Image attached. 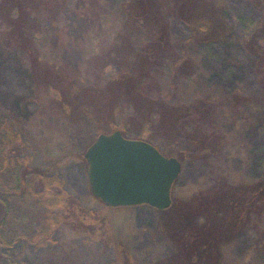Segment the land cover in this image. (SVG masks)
<instances>
[{
    "label": "rangeland",
    "instance_id": "rangeland-1",
    "mask_svg": "<svg viewBox=\"0 0 264 264\" xmlns=\"http://www.w3.org/2000/svg\"><path fill=\"white\" fill-rule=\"evenodd\" d=\"M214 1L224 10L225 33L232 32L231 39L194 40L199 35L194 21L199 15L205 17V7L199 0H187L182 5L187 19L172 18L160 39L163 47L177 48L158 62L162 54H154L157 51L150 43L159 37L154 30L160 32L163 18L156 27L153 16L146 22L141 18L143 24L137 22L139 18L130 22L121 7L131 3L133 8L134 0H0V149L8 135L17 137L14 153L30 157L29 169L57 175L70 200L97 217L80 219L95 227L93 234L71 222L60 226L54 243L46 247L19 243L11 250L0 249L1 264H122L118 257L123 249L135 264H158L176 250L175 226L190 231V223L183 227L181 219L189 211H199L195 199L215 182L218 185L205 195L207 199L226 192L225 184L251 185L264 179V106L241 103L242 97L255 101L264 92V70L255 69L259 61L244 43L264 20V1ZM151 2L156 19L174 6L171 0ZM16 3L23 11L15 9ZM162 3L167 7L162 8ZM9 7L14 19L27 14L26 20L18 22L25 26L22 33L4 21ZM126 35L132 36L128 48L118 50ZM187 40L188 46L193 42L196 47L185 46ZM144 44L149 45L146 51L154 62L136 54ZM183 61L186 72L174 84L171 64ZM156 62L161 65L148 71V65ZM187 67L196 71L188 75ZM141 73L147 75L142 83ZM138 93L159 112L180 107L174 126L161 133L155 126L158 111L152 110L140 134L132 129L134 108L136 121L149 112L138 103ZM201 102L208 103L211 116L199 118ZM187 111L195 118L185 122L182 115ZM110 121L124 127L129 138L136 139L137 134L144 141L153 139L162 154L179 158L172 157L180 162L181 173L167 211L148 206L109 209L91 195L84 153L96 130L107 129ZM135 127L143 128L138 121ZM213 134L220 136L219 143L201 153L195 140L204 148ZM188 136L194 141H184ZM165 221L167 230L161 228ZM202 222L200 218L195 225ZM114 242L120 245L119 254L111 246ZM222 263L264 264V214L251 215L241 234L224 246Z\"/></svg>",
    "mask_w": 264,
    "mask_h": 264
},
{
    "label": "trees",
    "instance_id": "trees-1",
    "mask_svg": "<svg viewBox=\"0 0 264 264\" xmlns=\"http://www.w3.org/2000/svg\"><path fill=\"white\" fill-rule=\"evenodd\" d=\"M151 1L152 0H134L133 3L135 4L133 5V8L130 7L131 3H126V5H122L121 10L123 12L126 10L130 16V22H132V19L134 21V18H139L137 22L143 24L141 18H145L143 21L146 22L151 19V16H153V23H155V27L158 20L161 19V17L163 18V24L159 26L160 32H158V30H154L156 34L160 33L159 37H157L156 41L150 43V45L154 44L150 47L157 51L153 52L154 54H162V56H160L161 58L157 56V60H159L158 62H162V60L166 58L165 56L168 55V53H171L173 49L175 50L177 46L171 45V48L169 49L165 46L163 47L160 42L162 40L161 38L166 36V33L170 28L169 23L172 18H180L183 20L187 19L186 12L183 10L182 6L187 0H171L175 7L172 6L170 10L163 13L161 11V14L158 15L160 18L158 19L155 18L156 15H153L155 12L153 11ZM209 1L210 2L207 0H199V2L202 3L200 5L205 7V17L199 15L194 21L196 24L195 28L198 30L197 33H199L198 36L195 35L193 37L194 40L200 41L201 43H214L218 40L227 41L231 39L232 32L225 33L227 26L223 23L225 22L223 20L224 10L219 7L220 3H217L214 0ZM136 3L138 5H136ZM14 6H16L15 9L19 8L20 11H23L21 10V5L19 3L14 4ZM160 6L163 8V3ZM11 7L6 10V14L3 16L5 17L4 21L7 22L9 27L13 28V31L22 33L21 31L25 30V26H20L18 22L26 20L27 14L22 12L24 13L22 16L14 19ZM165 7L167 6L165 5L164 8ZM140 8L142 9L139 10ZM217 8H219V11ZM105 12H107V10H105ZM141 24H139L138 27H141ZM133 29L134 26L132 30ZM163 33L165 34L162 35ZM130 37L132 36L126 35L122 39V43L117 44V49L119 50L122 46L124 48H128L127 43L128 41L130 42ZM247 39L248 40H245L244 42L245 46L257 57L259 61V64H255V69L260 71L264 70V49L261 48V46L264 45V20L261 21L259 26L255 29L253 36L251 35L250 39ZM155 43L157 44L155 45ZM192 43L188 46L190 43L187 40L184 44L190 48H195L196 46ZM145 44L143 47H135L136 50H138L136 54L140 55L139 58L141 60L144 59L145 62H154L155 58H153L152 55L148 54V51H146L148 48L147 46L149 45ZM28 45L29 43L25 46L28 47ZM33 63H36L35 59ZM159 64L160 63L156 62L153 64L155 66L148 65V71L153 72V69L158 67L157 65ZM186 64L187 63L185 61L182 63L173 62L171 64L170 74L172 75L171 79H173V83L175 80L184 77L183 73L186 72V70H184ZM190 68L192 67H187V72H189L188 75H192L196 71V68ZM145 75L146 74L141 73L142 77L139 78L141 80L140 83H142L143 79L147 77V75ZM261 77V84L264 86V74L263 76L261 75ZM116 79L120 80L119 77ZM135 96H137L138 99L141 98L140 101L137 100L140 106L149 110L148 113L145 112V117L137 119V121L143 126L142 129L138 130L135 127L137 123L136 118L138 110L134 108V114L132 115L133 118L131 117L134 124H129V126H131L132 129L134 128V130L138 131L137 133L140 134V132L147 127V123L150 121V112L152 110L157 112L158 110L155 109L156 107L150 108L151 105H146L144 103V100H146L145 96L141 97L139 93ZM242 99V104L257 103L258 105L260 104L264 106V92L261 93V96L256 98L255 101L250 100V97H242ZM234 103L236 102L234 101ZM201 104L203 105L198 112L199 118L203 116L206 117L207 115L211 116L212 113H209L210 107L207 105L208 103L206 104L201 102ZM179 109L180 107L177 109L172 108V110L171 108H168L166 110L164 109L162 112H157V114H159V120L156 122L155 126L157 128H161V133L168 131V128L170 129L174 126L175 122L173 118L174 116L177 117L176 112ZM182 116H185V122L195 118L193 113L188 111ZM112 123L110 121V127L107 129L96 130V133L89 145L92 144L98 135L109 134L117 130H119L121 134L127 138L132 137H128L125 134L126 129H124V127H116L115 124ZM189 124H187V126ZM175 128L180 129L177 124ZM132 132L134 133V131ZM11 136L12 135H8L6 137L7 139L5 141V145L0 149V249L11 250L19 243H25L34 248L46 247L54 243V235L59 230L60 226H70L73 222H75V224L72 225L75 227L79 226L78 230L84 229L85 231L87 230L88 233L93 234L95 227L85 225L83 224V221H85L87 216H90L92 219H97L96 213L92 211L86 212L87 210H85L82 206H79V204L70 200L67 190L64 188L62 181L57 175L45 173L44 171H40L36 168L29 169L30 157L25 155L18 156L14 153V140L16 143L20 140L17 137L11 138ZM140 137L141 136H138L137 134L135 136L136 139H142ZM190 138L192 137L188 136L184 141L190 140L193 142L194 140H191ZM219 138L220 136L218 134H213L212 138L206 139L207 143L204 141V148L197 145L198 141L195 140L196 148L200 149L201 153L209 151L213 148V146L216 147L217 143H219ZM145 141L157 147L153 139H146ZM208 146H211V148H208ZM163 155L166 157H175L179 160L178 157L172 154L163 153ZM217 185V182H215L208 192L202 193L195 199L198 200L199 211H189L190 213L188 212L181 219L183 227L184 224L186 225V223H190L191 232H187L185 227L184 229H181L179 224H177L175 226L176 228L173 229L176 235L172 238V242L176 245V250H174V253L161 260L158 264H223L222 256L224 246L241 234L251 215L256 214L261 216L264 214V179H260L251 185L229 186L225 184V189H228L226 192L217 193L214 197L207 199L205 195L210 193ZM75 209H77V211H75ZM200 218L203 219V222L195 225V222ZM220 220L224 222H220ZM167 222H164L163 227H161L162 229H168L166 225ZM180 229L182 231L186 230V233H182ZM118 244L119 243L114 242L111 246H113L115 251L119 254L121 248ZM119 255L120 256L118 258L120 261L123 260L122 264H135L130 255L126 253L124 249L123 251L121 250Z\"/></svg>",
    "mask_w": 264,
    "mask_h": 264
},
{
    "label": "water",
    "instance_id": "water-1",
    "mask_svg": "<svg viewBox=\"0 0 264 264\" xmlns=\"http://www.w3.org/2000/svg\"><path fill=\"white\" fill-rule=\"evenodd\" d=\"M84 159L90 193L106 208L148 206L164 212L172 206L181 164L150 143L126 138L120 131L100 134Z\"/></svg>",
    "mask_w": 264,
    "mask_h": 264
}]
</instances>
